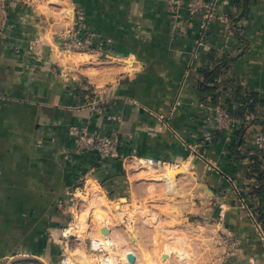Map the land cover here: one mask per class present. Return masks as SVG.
<instances>
[{"label":"crops","instance_id":"0c3cea01","mask_svg":"<svg viewBox=\"0 0 264 264\" xmlns=\"http://www.w3.org/2000/svg\"><path fill=\"white\" fill-rule=\"evenodd\" d=\"M3 1L0 264H60L65 226L81 207L70 192L83 187L84 197L94 182L109 199L131 193L143 185L135 157L178 164L174 193L191 178L192 209L227 243L226 264H264V244L235 190L249 191L264 172L249 141L264 127V0L222 3L241 30L215 20L199 44V16L172 32L167 0ZM74 21L78 29H70ZM78 30L102 40L87 61L61 51L62 36ZM204 70L214 74L206 89ZM86 87L120 120L85 105ZM213 101L243 124L202 142ZM70 125L116 131L117 157L99 163L96 151L78 152Z\"/></svg>","mask_w":264,"mask_h":264},{"label":"rangeland","instance_id":"374dc122","mask_svg":"<svg viewBox=\"0 0 264 264\" xmlns=\"http://www.w3.org/2000/svg\"><path fill=\"white\" fill-rule=\"evenodd\" d=\"M79 25L80 22L74 21L70 29H78ZM62 53L77 62L93 57L92 52H84V57L79 51ZM99 58L113 60L100 54ZM134 165L136 169L143 170L139 178L143 180V185L131 193L109 199L97 184L90 182L84 197L78 195L80 201L77 204L81 207L73 210L75 216L70 217L67 221L70 225L65 226L68 228L66 252L69 263L226 264L227 243L223 242L217 229L207 226L202 212L192 209L197 208L198 197L194 196L191 178H185L182 189L174 193L175 183L171 184L166 178L168 171L155 170L146 163ZM174 170L178 171L176 167ZM118 202L124 203L122 213L118 211L121 207ZM97 209L111 220L110 234L101 231L95 212ZM128 219H131L130 224ZM102 239L105 247L95 249L93 243ZM120 246H129L135 252L133 263Z\"/></svg>","mask_w":264,"mask_h":264},{"label":"built area","instance_id":"2783aa9c","mask_svg":"<svg viewBox=\"0 0 264 264\" xmlns=\"http://www.w3.org/2000/svg\"><path fill=\"white\" fill-rule=\"evenodd\" d=\"M227 0H167V9L170 13V30L173 32L178 29L181 25V21H191L195 16H199V39L198 44L201 43L202 38L206 34V31L209 25L217 20L222 23H227L229 29L233 32L240 31L241 26L236 24L234 19L225 11L220 10V5L226 3ZM6 9L7 5L2 0L0 1V29H3L6 19ZM185 11V14L182 13ZM63 45L62 51L69 53L71 51L79 52H95L99 50L100 45H102V40L94 32H82L78 30L77 32L68 31L63 36ZM108 50H106L107 52ZM88 92L82 94L83 103L92 109L97 116L104 118L106 120H120L119 117L113 113L106 111V106L109 103L107 99H94L95 88L86 87ZM205 121L208 123L209 129L206 131L202 142H209L213 140L218 135L230 136L233 132L239 130L242 127V120L240 117L232 113L229 108L221 103L220 101H213L207 107V112L205 116ZM69 133L74 136L75 147L78 152H85L89 150L96 151L98 155L99 163L111 160L117 157V146L121 143L120 139L116 135V131L112 132H90L85 127H80L77 125H70L68 127ZM251 148L255 153L264 158V127L259 128L253 132L250 139ZM139 163H147L153 169L163 171H168L169 168L178 167V164L168 162V161H159L153 159L136 158ZM253 180L252 188L249 191L241 192L240 189L235 190L238 194V199L244 210L246 211L252 226L258 234L259 239L264 244V225L258 220V207L264 205L263 199L259 196H256L252 191L260 185V180ZM82 190L84 189L81 187ZM81 188L74 189L73 192H70L69 198H74L81 193ZM78 193V194H77ZM120 203L118 211L122 213L125 208L123 202ZM129 224L131 219L127 221ZM94 241L92 240V243ZM97 245L100 244L99 241H96ZM102 248H99V250ZM60 264H70L69 256L67 253H64L63 257L60 259Z\"/></svg>","mask_w":264,"mask_h":264},{"label":"bare ground","instance_id":"6f19581e","mask_svg":"<svg viewBox=\"0 0 264 264\" xmlns=\"http://www.w3.org/2000/svg\"><path fill=\"white\" fill-rule=\"evenodd\" d=\"M177 172L178 171H175L174 170V168L173 169H171V168H169L168 169V176H167V174L165 175V176H167L166 178L170 181V183L171 184H173L174 182H175V176H176V174H177ZM163 175V176H164ZM96 212V217H97V219L99 220V222L101 223V231L103 232V233H107V234H109L108 232H109V230L111 231V225H110V219L108 218V216H106L101 210H96L95 211ZM84 229H86V228H84ZM85 232V231H84ZM91 232V231H90ZM100 242V244L99 245H97V243L96 242H94L93 243V246H94V248L95 249H99V248H103V247H105V243L103 242V239H102V241H99ZM120 248H121V250H123L124 251V253H126V254H128V253H130V252H132V253H134V255H135V257H136V254H135V252L131 249V247H129V246H120ZM177 251V250H176ZM179 257L181 256V254L179 253V255H178ZM166 257V256H165ZM134 261H131V263H133Z\"/></svg>","mask_w":264,"mask_h":264},{"label":"trees","instance_id":"16d2710c","mask_svg":"<svg viewBox=\"0 0 264 264\" xmlns=\"http://www.w3.org/2000/svg\"><path fill=\"white\" fill-rule=\"evenodd\" d=\"M203 74H204V82H202L201 86L206 89V88H208V86L206 84L208 82H212V78L214 77V74H213V72L208 71V70L207 71L204 70ZM258 177L260 178V185H258V187H256L252 191V193H254L256 196H259L260 198L263 199V197H264V172H262V171L259 172ZM257 210H258L257 211L258 212V214H257L258 218L257 219L260 220L264 225V205L261 207H258Z\"/></svg>","mask_w":264,"mask_h":264},{"label":"water","instance_id":"95a60500","mask_svg":"<svg viewBox=\"0 0 264 264\" xmlns=\"http://www.w3.org/2000/svg\"><path fill=\"white\" fill-rule=\"evenodd\" d=\"M127 259H128L129 261H134V260H135V255H134V253H132V252L128 253V254H127Z\"/></svg>","mask_w":264,"mask_h":264}]
</instances>
